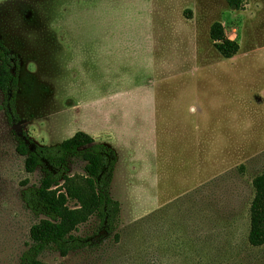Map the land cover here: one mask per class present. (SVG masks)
Masks as SVG:
<instances>
[{
	"label": "rangeland",
	"instance_id": "obj_1",
	"mask_svg": "<svg viewBox=\"0 0 264 264\" xmlns=\"http://www.w3.org/2000/svg\"><path fill=\"white\" fill-rule=\"evenodd\" d=\"M214 21L238 44L228 58L208 37ZM0 39L18 58L15 125L0 91V264H19L28 246L36 217L20 192L42 174L23 170L15 135L52 145L78 122L122 149L109 187L118 224L95 232L89 216L72 232L85 244L45 249L41 264H264V244L246 241L251 180L264 167V0H0ZM89 50L95 64L77 56ZM73 102L100 103L108 119L52 118ZM153 115L156 154L151 128H135ZM83 164L68 157L67 174Z\"/></svg>",
	"mask_w": 264,
	"mask_h": 264
},
{
	"label": "trees",
	"instance_id": "obj_2",
	"mask_svg": "<svg viewBox=\"0 0 264 264\" xmlns=\"http://www.w3.org/2000/svg\"><path fill=\"white\" fill-rule=\"evenodd\" d=\"M225 1L235 8L242 2ZM208 37L224 58L237 50V42L224 35L218 21L209 25ZM17 69L16 54L0 39V91L4 94L6 118L13 125L18 122L13 104ZM15 141V152L23 157V170L31 173L38 167L42 172L36 185L25 186L20 192L23 205L36 221L28 228L29 243L20 255L19 264H41L37 256L45 249L65 255L83 246L86 238L72 232L91 215L96 219L95 232L112 233L116 229L119 203L109 192L116 156L109 145L95 141L81 130L52 145L36 144L22 132L15 135ZM68 157L84 162L82 174H67ZM251 186L246 241L256 247L264 244V167L252 178ZM69 201L75 204L69 206Z\"/></svg>",
	"mask_w": 264,
	"mask_h": 264
},
{
	"label": "crops",
	"instance_id": "obj_3",
	"mask_svg": "<svg viewBox=\"0 0 264 264\" xmlns=\"http://www.w3.org/2000/svg\"><path fill=\"white\" fill-rule=\"evenodd\" d=\"M106 32H105V36H104L105 43H104L103 51L99 53L100 56L103 54V57H105V66H104L105 71H104V76H103L104 77L105 86H107V75H108V65H107V62L108 61L107 60H108V57L111 55L110 53H112L111 52V49L109 48L110 45H109V43L107 41L108 40V36H106L107 35ZM80 55L83 56V59L86 60L85 63H87V64H89V63L95 64L96 63V60H97V58L99 56L97 53H94V52H92L90 50L89 51H83V52H77V56L78 57H81ZM119 55L120 54H119L118 51H116L115 53H113L112 56H115V58L113 60H116L117 61L118 60L117 59V56H119ZM123 93H125V91H120L117 94V96L121 95V97H122L123 96ZM67 103L72 104V101H68ZM89 104H90V106H87V108H85L83 106H80L78 103H76V102L74 103L73 102V106L68 107V108H59L57 110V112L56 111L52 112V115L51 116H52L53 119H56V120H59V121L64 120V118L70 119L71 118L70 116H72V114L74 115V117L71 119L72 121H76V120H78V118H85V119L88 118L89 121L90 120L92 121L93 119L94 120H101V121L103 119H108V118H106L104 116L103 111L101 110V108L99 106L100 103L99 104H96V105H93V102H89ZM148 106H150V104L147 105V107ZM137 107H138L137 111H138L139 118L140 117L141 118H144V116L143 115L141 116L140 113L143 114V111L145 110L146 107L144 105L143 106L137 105ZM134 110H135V108H134ZM153 110H154V106H153ZM128 111H130V110H127V112ZM127 117H128V114H127ZM68 121H70V120H68ZM139 123H140V125L135 126L136 129H140V128L143 129L146 126H148L149 129L151 128V130H152V136H153V141H152V143H153V152H154V154H156V132H155V128L156 127H155V118H154V115H153V119H151V121H149V122H147V121L146 122H143L141 120ZM73 125H74V128L76 130L81 129V131H83L86 134L90 135L92 138L93 137L95 138V134L97 132L90 125H87V123L86 124H83L81 122H78V123H75ZM124 125L126 126V123ZM72 133L70 135H72ZM70 135H68V136H70ZM99 142H102V143H105V144L109 145L113 149V151L115 153L116 161H115V164L113 166V171H112V173H114V171H115V169L117 167V164H118V162L120 161V159L122 157V149L119 148L118 147V144L115 143V142H113L111 139H105V140L100 139ZM124 147H126L127 149L130 150L129 147H131V144H127L126 143V145H124Z\"/></svg>",
	"mask_w": 264,
	"mask_h": 264
}]
</instances>
